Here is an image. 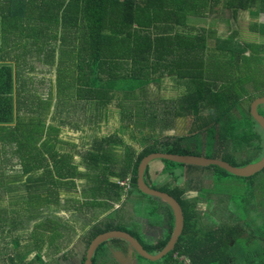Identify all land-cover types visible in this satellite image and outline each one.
<instances>
[{
  "label": "trees",
  "instance_id": "16d2710c",
  "mask_svg": "<svg viewBox=\"0 0 264 264\" xmlns=\"http://www.w3.org/2000/svg\"><path fill=\"white\" fill-rule=\"evenodd\" d=\"M242 11H248L253 20H258L264 14V0H0V52H4L2 58L11 57L17 50L25 49L27 44L28 48L22 52L25 56L30 51L31 40L36 45L35 52H46V63L57 64L59 73L67 71L72 74L76 67H79L81 57L89 55V60L80 73L85 79L87 73H93L94 78L100 80L104 78L115 81L122 77H141L135 84H130L129 91H125V84L122 85L121 82L115 81L119 87L110 82L100 84L98 81L86 87V80H83L80 83L81 90L84 91L81 97L93 99L95 104L105 108L117 94L122 110L144 111L143 127L148 125L151 130H154L153 121L156 118L154 106L163 102L160 96L152 98L153 88L164 73L174 74V65L166 72V62L169 57L170 62L175 60L178 69L185 71L178 70L180 77L189 78L188 91L177 103L176 116L191 124L193 131L194 127H199L196 123L202 119L203 109L209 108L206 118L201 122L203 126H208V129L202 139L199 135L185 134L178 142H166L164 147H158V143H150L144 138L139 144L145 147L136 157L130 151L127 172L121 179L129 178L130 194L135 193L138 197L146 198L147 195L139 192L136 187L137 166L139 161L153 152L201 156L203 144L208 143L211 146L230 145L233 152L227 153L221 160L235 167L246 166L262 157V133H258L257 127L253 125L255 121L251 115L241 117L238 110L240 99L249 95L246 84L254 80L258 83V78L252 74L262 71V68L254 69V64L263 65L264 44H251L247 40L243 41V44L239 43L238 34L247 36L248 32V29L240 26L233 29L224 40L217 34L215 25H212L238 22ZM206 19L212 21V24L207 28L200 27L199 22ZM250 32L264 37V24L252 22ZM61 36L62 47L57 44ZM22 40H25V43H22ZM58 52L60 58L56 61ZM239 56L243 61V69L239 65ZM16 57L17 61L24 59L21 54H16ZM119 69H124V76ZM12 70L13 67L6 63L0 69V94H5L0 96L5 100L4 104H0L5 112L0 114V124L11 123L13 118L11 100L6 95L13 90ZM249 71L251 74L246 75ZM145 77L150 80V84L143 82ZM86 88L93 89V95H90ZM137 89H143L141 99L136 94ZM124 103L127 104L125 107ZM238 117L239 119H236ZM241 121L243 126L239 125L238 131H233ZM196 136L199 139L195 144L199 148L194 150L190 148L194 143L191 137ZM245 150L253 152L254 156L239 158L232 155L241 154ZM155 161L163 163V169L158 173L164 176L173 174L172 167L186 166L165 160ZM212 167L216 168L215 174L212 175L216 193L239 187L242 177L233 176L218 166ZM149 169L150 167L146 170V175ZM173 179H170L175 184L172 188L171 184H167L164 189L157 190L168 193L180 204L184 218L183 231L175 249L154 263L231 264L232 250L229 239L232 230L220 227L208 231L198 229V220L192 219L200 213L191 201L183 196L185 191L179 188L178 177ZM253 179L254 176L246 182H253ZM72 185L74 188L75 185ZM114 186L121 187L116 183ZM96 190L99 193L100 188ZM119 194L120 190L117 189L115 196ZM236 199V195L232 194L233 203ZM168 210L173 219L171 210ZM168 218L171 223L169 215ZM101 227L102 224L94 227L93 236L109 230L124 231L111 221L105 224L104 229ZM51 228L53 232L56 230L54 222L51 223ZM70 230L72 228L69 223ZM167 239L168 236L157 245L148 244L145 249L149 254H155L164 247ZM256 239L254 237L251 240L261 252L258 261L252 260V257L245 259L239 254V264H264V247ZM246 245L249 246L248 243ZM182 257L184 259H181ZM138 259L149 262L139 256Z\"/></svg>",
  "mask_w": 264,
  "mask_h": 264
},
{
  "label": "crops",
  "instance_id": "0c3cea01",
  "mask_svg": "<svg viewBox=\"0 0 264 264\" xmlns=\"http://www.w3.org/2000/svg\"><path fill=\"white\" fill-rule=\"evenodd\" d=\"M254 21L264 24V14L258 20H253L248 11L240 12L239 23L246 25L248 34L251 33L250 25ZM224 26L226 23H223ZM34 47L36 45L29 40V53L25 56L22 54L28 48L27 44L25 49L17 50L16 54L24 57L21 61H17V58L8 59V56L2 58L4 52H0V69L5 63L13 67V90L6 94L11 100L13 118L11 123L0 124V129L6 127V130L0 131V264H47L56 259L59 252L54 250L51 242L36 240L33 236L36 232H53V222L56 227L54 232L59 234L67 231L69 221L73 231L88 229L85 223L90 227L94 222H100L102 226L109 221L116 223L118 218L131 216L135 203H143L144 199L135 193L130 194L131 188L126 187L128 195L125 197L129 202L123 200L121 187L114 186V183L120 186L119 183L126 179H121V176L127 172L128 164L118 173H97L92 171L93 161L97 157H89L77 161L73 164L74 169L69 171L67 157L70 152L66 148L70 145L71 151L76 152L90 149V144H84L82 140L95 138L92 136L94 131L88 127L91 124L96 135L98 133L97 137L107 135L106 111L109 107L107 105L102 108L93 99H85L99 109L102 108V116L97 117L95 114V117L87 119L82 104L77 111L81 118L71 115L75 117L72 119L68 114H59L61 96L57 64L48 65L45 61L46 52L39 54ZM59 58L58 52L55 60ZM4 95L0 94L1 97ZM1 97L0 104H4L5 100ZM42 101L47 102L45 107L34 108ZM4 113L0 105V114ZM33 114H38L40 120L35 124L32 123ZM117 114L131 120L129 110L127 113L119 110ZM87 120L89 125L86 124ZM34 125L42 130L37 136L29 131ZM143 131L148 134L146 129L139 131V146ZM122 134L124 131L118 129L108 136L115 135L120 139ZM127 137V146H131L132 141ZM142 149H136L135 157ZM121 156L122 152L118 150V157ZM130 156L129 150L128 161ZM163 166L161 161H154L146 179L152 183L158 179L162 186L171 184V187L174 182L162 179L164 175L158 173ZM111 168L114 167L111 165ZM106 176L109 178L105 179ZM15 177L19 178L15 180ZM162 186L154 188L160 189ZM96 188H100L99 193ZM117 189L120 190L119 196H115ZM85 204L88 207H84ZM80 215L82 222H78ZM57 238L59 247H70L67 235Z\"/></svg>",
  "mask_w": 264,
  "mask_h": 264
},
{
  "label": "rangeland",
  "instance_id": "374dc122",
  "mask_svg": "<svg viewBox=\"0 0 264 264\" xmlns=\"http://www.w3.org/2000/svg\"><path fill=\"white\" fill-rule=\"evenodd\" d=\"M212 21L206 19L201 20L199 22L200 27H206L211 23ZM225 22V21H222ZM235 24L228 26L225 33H219L220 36H223L224 38L228 37L229 33H231V30L235 29L236 27L239 28H246V25L243 22L239 23L234 22ZM214 25V24H212ZM249 30V29H248ZM250 41L251 44H264V37H261L259 34H253L247 32V36H242V41ZM68 56V55H67ZM69 57V56H68ZM11 58H17L16 56L8 57V59ZM89 60V55H83L81 57V60L79 62V67H76V69L73 71L72 74L69 73H59V94L61 96L60 99V110L59 114L65 113L63 116L68 114L70 115H76L77 117H80L77 115L78 109L81 107L82 104L85 108V112L87 115V118H93L97 115L102 116L103 110H100L102 108H98L95 105H93L90 102H87V100L84 99V97H81V94L84 93V91L81 90L80 83L83 80L86 87L88 85L92 86L93 82L98 81L100 84L103 82H110L111 84L117 86L116 82H121L122 85L125 84L123 87L125 91H129L130 84H135L136 80L142 79L141 77L136 78H125L122 77L121 79L117 80H106L104 78H94V74L91 73L90 75L85 76L81 75L80 73L83 71V68L86 66V62ZM125 68V66H123ZM121 72V75H125L124 69H119ZM143 82L147 85L150 84V80L145 77L143 79ZM87 92H90V95H93V89L88 90L86 88ZM143 93V89H137L136 94L138 95V98L141 99ZM149 96L150 93L148 92ZM156 94L152 96V98H155ZM90 100V99H88ZM46 101H42V106L40 104L36 105L34 108H40L46 106ZM162 105V111L166 112L167 104H161ZM125 107V106H124ZM238 109V108H236ZM120 110L121 113H127V109H123V111L120 108L119 103H115L112 106L108 108L106 111L107 118H108V124H107V135H100L101 138L97 137L95 130L93 129L92 125H89V121L87 120V125H89V130H93L92 136L95 138L91 140H82L84 144H90V149L80 152L71 151V146L69 145L66 149L70 152L68 153V164H69V171L74 169L73 164H75L77 161L85 160L89 157H97L95 161H93L94 167L92 168L93 172L97 173H106V172H114L117 173L124 170L126 165L129 163L128 157H129V150L132 152V155L136 154V149L144 148L145 146H139L137 144L138 136L141 134L142 129L144 130L143 123L145 122V115L144 111L139 112L138 110L132 109L130 111L131 113V120L124 119L123 115L117 114V112ZM239 111V110H238ZM205 115L207 111H204ZM238 113V112H236ZM170 113L168 117H166V120L164 121V124L172 118ZM81 118V117H80ZM189 118V117H187ZM236 119H239L236 118ZM38 114H33L32 116V123L35 124L39 122ZM239 121V120H238ZM212 121H210L211 124ZM93 123V122H92ZM113 124V125H112ZM95 125V124H94ZM112 127H110V126ZM178 125L182 126L184 130H188L187 132H192L191 129L193 126L190 127L191 124H188L187 122L181 121V123H178ZM239 125L243 126V121H241L238 125H236L235 129L233 131H238ZM253 125L255 123L253 122ZM195 126V125H194ZM122 129L124 131V134L121 135L120 139L117 138V136H108V134L112 135L117 130ZM173 129V127H172ZM6 130V127H2L0 131ZM149 130V127H148ZM204 127H194L193 133L194 134H200V132H204ZM30 133L32 135L37 136L42 132L40 127L37 125H34L30 127L29 129ZM149 130L148 134H145L142 132V139L139 141H143L144 138L150 139V143H155L154 137L157 136V132H150ZM175 132V131H174ZM174 132L170 131L169 136H167L168 141L170 144L178 142L173 141L170 142L169 139L176 138L175 136H172ZM147 135V136H144ZM105 136V137H102ZM130 137V144L131 146H127L128 137ZM154 136V137H153ZM192 136V135H191ZM230 138V136H228ZM183 138V137H182ZM199 139L198 136L191 137V140L194 141V143L190 146L191 149H198L199 146L196 145V141ZM262 140L264 141V135L262 134ZM152 141V142H151ZM154 141V142H153ZM165 142V144H166ZM149 143V144H150ZM159 144V142H156ZM93 144V145H92ZM160 147V144L159 146ZM264 148V147H263ZM129 149V150H128ZM118 150H121L122 156L118 157ZM233 150L231 149L230 145L220 144V145H214L211 146L208 143L203 144L202 146V153L201 156L212 158V159H222L223 157L227 156V153H231ZM77 154L74 156L73 154ZM264 154V150L263 153ZM235 157H241V158H247V157H253L254 153L251 151H243L241 154L239 153H233L232 154ZM79 156L81 160L78 159ZM135 156V155H134ZM263 156V155H262ZM258 161V160H257ZM114 168H111V165ZM163 169V168H162ZM183 171H182V170ZM175 170V171H174ZM177 170V171H176ZM173 174L169 176L161 177L162 179H167L168 181L170 179L174 180L173 177L177 176L179 182L180 188H182L186 193L190 194V197L194 208L200 213L198 214V217L195 219H192V221H197V228L201 229L203 231H208L210 229H213L215 227H220L224 229H231L232 235L229 239V245L232 250L230 263L231 264H239V253L243 258L252 257V260L259 259L261 252L255 248L253 245L252 238L256 237L258 241L261 242L262 246L264 247V171L259 173V175L255 176L253 179V182H246L248 178H242L239 181V187H236V189L231 188L229 190L224 189L223 192L216 193L219 194V196H212L211 198L205 197L208 193H212L214 191L213 189V179L212 175L215 174L216 168L215 167H208V168H200V167H180L175 166L172 167ZM150 172V171H149ZM19 177H15L14 179H18ZM109 177H105L107 179ZM128 178V177H127ZM170 178V179H169ZM157 182H153L152 187L159 188L162 186V184H159V180L156 179ZM171 181V180H170ZM174 185V184H173ZM173 185L170 187L172 188ZM166 185L162 186V189L165 188ZM130 188V187H129ZM203 188V189H201ZM222 188V186L220 187ZM155 189V188H154ZM201 189V190H199ZM250 189V190H248ZM198 191H200V197L198 196ZM236 195V202L233 203L231 200V195ZM146 199H143L142 202H136L134 205V213L133 216H136L137 218H143V219H150L151 222L156 224H162L165 222V216L171 218L170 211L167 208V205L152 197L145 196ZM195 197V198H194ZM199 197V198H197ZM194 199V200H193ZM200 207H197L199 206ZM84 207H88L87 204H85ZM154 207L152 210L150 208ZM170 209V208H169ZM208 211V212H207ZM172 213V212H171ZM202 214V215H201ZM209 216L212 217L209 218ZM172 219V218H171ZM125 229L130 230L131 226H124ZM251 238V239H249ZM251 240V241H250ZM249 244L245 246V244ZM181 259H184L183 257ZM188 262V260H186ZM138 264H155L154 262H147L145 260H139Z\"/></svg>",
  "mask_w": 264,
  "mask_h": 264
},
{
  "label": "flooded vegetation",
  "instance_id": "af4514ba",
  "mask_svg": "<svg viewBox=\"0 0 264 264\" xmlns=\"http://www.w3.org/2000/svg\"><path fill=\"white\" fill-rule=\"evenodd\" d=\"M233 24L234 23H231L228 25L226 24V26H224V27H223V23H216L214 25H215L216 32L219 35V33H222V34L225 33L227 30V27L231 26ZM231 32H232V30H231ZM220 37H223V36H220ZM226 38L223 37L224 40H226ZM238 41H239V43L243 44L242 35L240 33L238 34ZM210 43L214 44V42H210ZM57 44L60 45L61 47L63 46L62 36L60 38V41ZM215 46H216V44H215ZM59 55H60V52H59ZM168 59L169 60L166 63L169 65L166 64V69H167L166 72L173 65L176 68V71L172 75H168L167 73H164L163 74L164 76L159 80V83L153 88V91H152L153 95L156 94V96H160L163 98V102H160V104H167L166 112L162 111V108H161L162 105H160L159 103L156 104V106H154L156 118L153 121L154 122V130H152L150 132H155V131L157 132V136H155V137L153 136V137H154L155 142H159L160 147H164L165 142L168 141L167 136L170 135L169 134L170 131H172V132L175 131L174 134H172V136L176 137L173 139H169L170 142L178 141L185 134L199 135V134H194L193 131L192 132H186V130L182 129V127L180 125H178V123H181V121L186 122V120L184 118L177 117L176 113L178 111V106H177L178 101L188 91L189 78H188V76H181L180 77L178 70H182L183 72H185V71L183 69H178L177 65L175 64V60L172 59V61L170 62V57ZM204 60H205V65H206V59H204ZM239 65L241 66V69H243V61H242L240 56H239ZM257 68L258 69L262 68V71L261 72H253L252 75H254V76H256V78H258V83H255V80H254V82L252 81V82H249L248 84H246V87L249 90V95L242 97L240 99V102H239V116L241 115V117H243V116L247 117L248 114L251 115V109H250L251 104L256 99L264 97V62H263L262 66L255 63L254 69H257ZM248 74H251V72L249 71L246 73V75H248ZM151 86H153V85L151 84ZM251 97H253L252 100H251ZM115 103H119V99H118L117 94L114 95L113 99L108 104V107L112 106ZM125 105H127V104L124 103V106ZM100 110H103V109H100ZM208 110H210V109L209 108L203 109V111H202L203 117H202V119L199 120L198 123H196L197 126L204 127V129H205L204 132H200L201 135H199V136L201 139L203 138L205 131H207L206 129H208V126H203L201 124V122H203V120L206 118L204 111H208ZM258 112H259V114H262L264 116V105H259ZM170 113H173V114H171L172 118H170L164 124L166 117H168V115ZM98 116L99 115H97V117ZM69 118L75 119V117L71 116V115L69 116ZM130 119H132V118L130 117ZM253 120L255 121V125L257 126L258 133L263 134V131H262L260 125L258 124V122L255 119H253ZM148 127L150 130V126H148V125H146L144 127V129H146L149 132ZM172 127H173V129H172ZM148 142H150V139L148 140ZM255 176H257V174ZM147 180L150 184H152V182L149 181V179H147ZM211 185H213L214 191L212 193H208L205 197L211 198L212 196H214V197L219 196V194H216L217 191H216V188L214 187V184H211ZM179 188H180V186H179ZM180 189H182V188H180ZM201 189H203V188H201ZM201 189H199V190H201ZM121 190L123 192L122 195H124L123 200H127L128 198L125 197L126 195H128L127 194V188L125 186H121ZM183 196L192 202V200H191L192 197H190V194L186 193V191L183 193ZM198 196L199 197L201 196L200 191H198ZM199 197H197V198H199ZM197 207H200V205ZM181 210H182V208H181ZM182 213H183V211H182ZM164 216H165V222H163L162 224H156L154 222L152 223L150 219L148 220V219H143V218H137L136 216H133V214L131 216H125L123 218H118V221L114 224H117V226H119L120 228H123L125 232H127L128 234L133 236L135 239H137L139 244H141L143 246V248L145 249L146 245H148V244L157 245L158 242L165 240V238L167 236H168L167 241L169 240V237L171 235L172 228H173V219H172V222L170 223V219L165 214H164ZM209 218L212 219L211 216H209ZM80 221L82 222V216L81 215H80V219L78 222H80ZM69 223H70V221H69ZM85 224H87V226L89 227L88 229H84V230H77V229L75 230L74 229V231L73 230L69 231V224L67 223V231L65 233L59 234V233H55V232H36L33 235L34 238L38 241L51 242L54 245V250L59 252L57 258L53 259L52 261H50L47 264H82L83 263L87 247H88L90 241L96 236V235L93 236V234L95 232L94 227L95 226H101L100 222L92 223L91 227L89 226L88 223H85ZM124 226H131V229L127 230V229H125ZM101 228L104 229L105 224ZM182 231H183V228H182ZM65 235L68 236L70 247L62 249L58 245L59 239L57 237H61V236H65ZM177 242H178V240L176 241L173 249L170 252H172L175 249ZM173 256L175 257L176 253H174ZM138 262H139L138 255H136L134 252L129 250L128 244L126 242H124L122 240H118V239H112V240H109V241L102 243L101 245H99L97 247V249L94 251V253L91 257V264H138ZM1 264H6V263H1Z\"/></svg>",
  "mask_w": 264,
  "mask_h": 264
},
{
  "label": "water",
  "instance_id": "95a60500",
  "mask_svg": "<svg viewBox=\"0 0 264 264\" xmlns=\"http://www.w3.org/2000/svg\"><path fill=\"white\" fill-rule=\"evenodd\" d=\"M259 105H264V97L256 99L251 104V115L258 122L264 134V116L258 112ZM155 160H165L177 164L200 168L218 166L227 173L242 178H251L264 170V154L258 161L252 162L243 167H235L223 160L207 158L200 155L196 156L189 154L181 155L153 152L145 156L141 161H139L137 166L136 187L139 192L164 202L170 208L173 216V228L169 240L159 252L155 254H149V252H147V250H145L143 246L139 244L137 239L127 232L122 230H109L96 235L90 241L82 264H91V257L97 247L102 243L112 239H118L126 242L130 251L134 252L139 257L148 260L149 262H156L162 259L173 249L174 244L182 233L184 223L183 213L179 203L172 196L166 192L152 188L150 183L147 181L146 170L152 166V163Z\"/></svg>",
  "mask_w": 264,
  "mask_h": 264
},
{
  "label": "built area",
  "instance_id": "2783aa9c",
  "mask_svg": "<svg viewBox=\"0 0 264 264\" xmlns=\"http://www.w3.org/2000/svg\"><path fill=\"white\" fill-rule=\"evenodd\" d=\"M119 185L129 188V178H126L123 182H120Z\"/></svg>",
  "mask_w": 264,
  "mask_h": 264
},
{
  "label": "clouds",
  "instance_id": "9594fccd",
  "mask_svg": "<svg viewBox=\"0 0 264 264\" xmlns=\"http://www.w3.org/2000/svg\"><path fill=\"white\" fill-rule=\"evenodd\" d=\"M175 185V184H174ZM179 185V184H178Z\"/></svg>",
  "mask_w": 264,
  "mask_h": 264
}]
</instances>
